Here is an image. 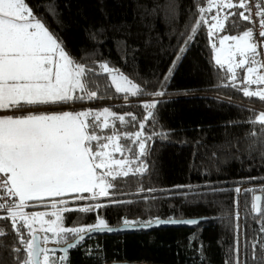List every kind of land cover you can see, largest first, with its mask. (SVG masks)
Listing matches in <instances>:
<instances>
[{
	"label": "trees",
	"instance_id": "trees-1",
	"mask_svg": "<svg viewBox=\"0 0 264 264\" xmlns=\"http://www.w3.org/2000/svg\"><path fill=\"white\" fill-rule=\"evenodd\" d=\"M25 2L34 16L59 38L72 59L94 69L97 82L93 89L96 99L67 106H39L33 110H75L86 105H105L124 113L126 120L116 121L115 126L100 131L104 135L124 134L120 142L131 145L132 156L136 158L140 152L137 142L126 137H132L143 123L144 128L140 129L148 149L146 156L134 162L135 167L141 162L146 164L147 172L142 176H133L131 172L128 177L111 180L117 188H109L108 197L69 202L68 205L75 207L60 212L62 226L87 227L95 224L97 217L103 218L108 226H118L125 219L142 224L157 219L207 218L193 226L90 235L69 249L63 261L61 254H50L58 255L60 264H237V261L264 264V231H261L264 181L236 183L248 177L264 176L261 156L264 147L254 143L255 137L247 135L253 127L245 123L254 113L259 115L258 109H264V102L244 97L236 85L228 86L231 84L228 70L216 65L208 35V0ZM170 5L174 8L166 11ZM201 6L205 9L204 21L177 61L180 48L185 46V40L192 35L191 28L200 19ZM233 21L237 27L232 26ZM247 29V22L230 16L221 34L231 36ZM100 63L118 69L135 82L140 94L130 97L116 92L108 76L98 71ZM170 69L172 75L165 82ZM156 92L163 94L152 95ZM152 98H157L155 107L150 108L152 115L145 119L146 107L142 102ZM155 133H164L167 138ZM237 186L255 191L237 194ZM255 193L262 195L259 215L252 212ZM58 199L61 198L31 202L39 204L35 209L50 208V201ZM112 200L121 203L91 213L79 211L90 204H108ZM0 226L12 231L10 220L0 221ZM65 237L62 244L74 239L70 234ZM15 242L14 234L0 238V264H15Z\"/></svg>",
	"mask_w": 264,
	"mask_h": 264
},
{
	"label": "snow or ice",
	"instance_id": "snow-or-ice-1",
	"mask_svg": "<svg viewBox=\"0 0 264 264\" xmlns=\"http://www.w3.org/2000/svg\"><path fill=\"white\" fill-rule=\"evenodd\" d=\"M216 0H208L209 11ZM255 5V7H253ZM217 8L234 9L229 15L240 17L243 21H248L254 25L243 32V35L223 36L219 43L221 48L214 57L216 65L221 68L224 66L222 54L223 45L226 41H236V52L241 59L233 63L232 58L235 52L229 49L228 72L232 73V83L228 86H235L237 75L236 68H244L246 65L248 77L243 79V96L247 98L257 97L264 102V88L251 90L248 85H264V75H256L251 78L253 73L258 72L255 65L264 68V59H257V43L254 40L255 27H259L258 36L261 38L260 44H264V0H240L238 5H234L232 0H221L216 5ZM174 5H170L166 11H171ZM205 9L199 7L198 14L200 19L195 22L196 26L191 28L192 35L185 40V46L180 48V54L177 61L187 50V45L192 43L198 29L204 21ZM259 17V21L255 20ZM228 17H225L227 21ZM233 27L238 25L233 21ZM215 27V25H213ZM184 35V34H182ZM208 35L212 36L211 29ZM243 42V43H241ZM215 48V45H213ZM264 57V53L261 54ZM175 62L173 64V69ZM100 68L105 73L111 74L118 69H110L107 64H101ZM172 75V69L165 77L167 82ZM96 73L91 67H86L71 58L62 47V42L40 19L34 16L31 8L25 0H0V209H3L7 215L0 214V221H11V232L6 227L0 226V238L5 235L14 234L15 243L13 244V253L16 257L15 264H54L50 260L48 253L50 250L41 246V239L35 234L34 225L39 223L42 231L52 232L62 242L70 234L74 238V243L68 244L63 251L77 247L85 238V235L93 231H113L107 222L97 217V222L87 227L65 228L62 226L63 217L60 211L50 213L55 216V220L45 221L43 217L46 213L33 212L30 216L23 209L30 206L28 202L37 201L42 203L45 197L62 198L66 194L90 193V196L77 195L74 199L95 201L99 197H108L109 188H117V184L112 181L117 180L121 175L129 176V171H125V164L131 161L111 160L110 154L102 150L107 148L108 144L93 145V141L100 138L95 133L98 127L100 115L93 116L90 111H60V112H36L39 106L73 105L82 102L85 99L92 100L97 98V93L93 90L97 86L95 79ZM127 81V77H123ZM131 84L130 81H128ZM237 90H241L236 86ZM136 89L135 85H131ZM79 90L84 95H74ZM121 91L117 88V92ZM127 93L129 89H124ZM133 96L140 94L136 89L131 92ZM156 92L152 95H162ZM146 108L155 107L154 104L145 105ZM248 111H253L248 109ZM11 113V114H8ZM105 123L103 127H108L107 117L113 115L104 109ZM152 113L149 112V116ZM121 123L124 122V116L114 117ZM135 117L132 120L135 121ZM147 119V117H145ZM245 123L253 127V131L247 135L255 137L264 147V112L250 117ZM143 129V123L140 124ZM155 135L166 139L164 133H155ZM136 141L139 143L140 152L136 155L137 160L146 156L148 149L145 146L143 133H135ZM131 137H126L130 139ZM111 143L113 137H107ZM151 139V136L148 137ZM116 151H123L120 145L115 146ZM128 151H132L131 148ZM135 155V154H134ZM264 158V150L261 151ZM99 160V162H97ZM115 165L119 171L115 176L112 172ZM105 168L107 173L100 175L97 169ZM148 171L147 165L141 162L138 167L132 169V175L142 176ZM112 176V181L108 177ZM251 180L264 181V176L248 177L237 181V185L247 183ZM182 187V186H177ZM6 190V191H5ZM143 191V189H141ZM149 192H155V189H149ZM242 191H255V189H242L237 186L235 192L240 194ZM264 191V187L261 188ZM18 198V203L15 199ZM254 197V201L259 200ZM60 205H65L64 199L58 201ZM121 201L112 200L108 204L95 203L88 207L80 208L83 213H91L102 207L119 204ZM52 207H57V202L52 203ZM256 208L255 202L252 205ZM231 218V217H229ZM159 223L171 224H197L196 220H176L169 218ZM125 226L130 223L127 219L123 221ZM151 226V221L146 222ZM47 224V229L44 225ZM24 229L28 232L25 233ZM261 231H264V221H262ZM30 237V238H29ZM49 237L43 236L42 243H47ZM2 246V245H0ZM253 247H256L254 245ZM26 253V255H24ZM66 257H61V261ZM229 264V262H226ZM237 264H240L237 261Z\"/></svg>",
	"mask_w": 264,
	"mask_h": 264
},
{
	"label": "rangeland",
	"instance_id": "rangeland-1",
	"mask_svg": "<svg viewBox=\"0 0 264 264\" xmlns=\"http://www.w3.org/2000/svg\"><path fill=\"white\" fill-rule=\"evenodd\" d=\"M221 2V0H216V2L211 6L213 12L212 15L210 14L208 17V20H210V23H211V29L213 30V35L210 36V39H211V44L212 46L215 45V48H213V56L215 57L217 52L219 51V49L221 48V45L219 43L220 39L225 36L224 34H220L221 33V30L223 28V24L220 25V18L218 17V13L220 12L222 14V18L225 19V14H224V9L223 8H217V4H219ZM209 7V4L208 6ZM206 18H205V21H206ZM213 25H215V27H213ZM243 35V33L241 34ZM227 36H230V35H227ZM243 43V42H241ZM236 44L237 42L236 41H232V40H228L225 42V44L223 45V49H224V52L222 54V59H224V66L227 70H228V64H229V60L226 58L228 57L229 55V49L231 48V51L232 52H235L236 55L232 58V62L233 63H236L238 62L241 57L239 55L238 52H236ZM262 51L264 53V44H262ZM258 49H257V55H258ZM237 54L239 55L237 57ZM257 59H258V56H257ZM215 60V59H214ZM101 64H106V63H100ZM247 65L244 67V68H236L235 69V73L237 75V79L235 81V85L236 86H239L242 90L243 88V79L248 77L249 74L247 72ZM254 67H257L258 68V72L257 73H253L252 74V77L251 78H255L256 75H264V68H261L260 65H255ZM110 69H113L112 67L109 66ZM99 72H102V73H105L103 72V70L100 68L99 66V69H98ZM107 76H108V79L111 83V85L113 86V88L116 90L117 92V88H120L121 91H119L118 93H123V94H126L127 96H130V97H133V95L131 94L132 91L136 90V89H139V86L133 82L132 80H130L129 78H127V81L125 79H123V77H126L125 75L123 74H118L116 72H112L111 74L109 73H105ZM231 77H232V73H229V82L232 83V80H231ZM131 82V84H129V82ZM131 85H135L136 86V89H132L131 88ZM248 87L251 89V90H257L258 88H264V85H256V84H252V85H248ZM124 89H129V91L126 93L124 91ZM243 92V91H242ZM74 95H84L83 92H80L79 90H77L76 93H74ZM136 96V95H135ZM257 98V97H255ZM156 100L157 98H152V99H148V100H145L143 101L142 103L144 105H147V104H155L156 103ZM104 109H108V112L112 113L113 115L111 116H108L107 117V125L110 126H115V122L116 121H119L118 119H115L114 117H118V116H124L125 117V114L124 113H117L115 112L113 109H111L110 107H107V106H90V107H87V108H84V109H80V110H76V111H90L93 113V116L92 117H89L88 119L89 120H92L93 117L96 115V114H99L100 115V120L98 121V127L95 129V133L98 135V137L100 138L98 141H93V145H98V144H108L109 146L107 148H103V149H98V150H102L104 152H107L110 154V159L111 160H121V161H131V163H126L125 164V171H129V173H131V170L132 169H135L136 167L134 166V162L136 161V158H134L132 155V152H133V149H132V146L131 145H127L125 146L122 142H120V139L123 137L124 134H121V133H114V132H111L110 134H107V135H104L103 130L105 129V127H103L104 123H105V113H104ZM69 109H64V110H57V111H43V112H60V111H68ZM259 110V114L264 112V109H258ZM149 112H150V108H146V114H145V117H147L149 115ZM126 120V118H125ZM124 120V121H125ZM120 122V121H119ZM141 124V123H140ZM140 127V126H139ZM102 132H101V131ZM137 132H142V130L140 128H138L136 131H134L132 133V137L131 139H133V141H136V137H135V133ZM107 137H113L111 143H109ZM144 139V143H145V138ZM116 145H120L124 148V150L121 152V151H116L115 150V146ZM138 149L139 148V143L137 142L136 143ZM131 148L132 151H128V149ZM97 162H99V160H97ZM115 170L112 172V176H115L116 174V171H119V169L116 168L115 165L112 166ZM97 173L100 174V175H103V174H106L107 173V169L105 168H101V169H97ZM112 176H109L108 177V180H112ZM122 176V175H121ZM252 187V185L250 186V188ZM109 190V189H108ZM69 195H74V194H66L65 196H69ZM76 196L77 195H83V196H90V193H83V194H75ZM62 197L61 199H64L66 204L65 205H61V206H58L56 208H53V207H50V208H41L39 207L40 209H35L34 207H38L39 204H36L34 202H28V204L30 206L28 207H25L23 209V211L28 214L29 216L33 213V212H41V213H46V215L43 217V219L45 221H51V220H55V216H52L50 215V213L52 212H55V211H63V210H66V209H69V208H72V207H75V206H70L68 205L69 202H76V201H80L79 199H74L73 197ZM47 198H55V197H45L44 199H47ZM99 198H103V197H99ZM60 199H58L57 201H50V202H57L58 205H60L58 203ZM18 198H17V203H18ZM32 207V208H31ZM80 207V206H78ZM34 228L36 229V232H39L41 234V242L43 241V236L44 235H47L49 237V240L48 242L45 244V243H42L43 246H47V245H64L62 244V242H58V238L56 236H54V234L52 232H48V231H42L41 230V225L39 223H36L34 225ZM44 228L47 229V224L44 225ZM49 255V258L51 261L54 262V264H60V257L58 255H54V254H50L48 253Z\"/></svg>",
	"mask_w": 264,
	"mask_h": 264
},
{
	"label": "water",
	"instance_id": "water-1",
	"mask_svg": "<svg viewBox=\"0 0 264 264\" xmlns=\"http://www.w3.org/2000/svg\"><path fill=\"white\" fill-rule=\"evenodd\" d=\"M254 197H259L260 199L257 201H254ZM253 202H255L256 208L253 209V207H252V212L254 215H259L260 209H261L262 195L260 193H255L252 197V205H253ZM159 220L160 221H166L165 219H159ZM176 220H196L199 223L201 221L207 220V218H187V219H176ZM156 221L157 220L152 221L151 226H148L147 223H142V224L130 223L128 226H125L124 223H122L118 226H109L110 228L113 229V231H111V232L93 231L90 234L85 235V238L90 236V235L104 234V233H106V234H117V233L128 232V231H139V230L146 231V230H150L153 228H159V227H170V226L176 227V226H193V225H196V224H171V223H159V224H157ZM35 234L37 236H39L41 239V234L39 232H35ZM72 243H74V239L72 241L65 243L64 245H47V246H45V248L50 249V250H54V251H50L49 253H51V252L59 253L62 255V257H66L67 252L63 251V249L66 248L68 244H72ZM41 246L44 247L42 242H41ZM108 264H147V263L111 262Z\"/></svg>",
	"mask_w": 264,
	"mask_h": 264
},
{
	"label": "crops",
	"instance_id": "crops-1",
	"mask_svg": "<svg viewBox=\"0 0 264 264\" xmlns=\"http://www.w3.org/2000/svg\"><path fill=\"white\" fill-rule=\"evenodd\" d=\"M225 2H227V0H225ZM232 3L234 4V5H237V3H238V0H232ZM209 9V7H206V13H207V16H209L210 14L212 15V13L211 12H213V10H212V8H211V10L209 11L208 10ZM224 9V14H225V16L224 17H228V19H229V17H230V13L231 12H233L232 11V9H228V8H223ZM237 9V8H236ZM218 17L220 18V25H222V23H224L223 25H225V23L228 21V19H227V21L224 19V18H222V14L219 12L218 13ZM209 21V28L211 29V23H210V20H208ZM224 27V26H223ZM222 30H223V28H222ZM222 30H221V32H222ZM211 31L213 32V30L211 29ZM243 33V32H242ZM242 33H240V34H236L237 36H240ZM221 34V33H220ZM232 36V35H231ZM214 55V54H213ZM239 55L237 54V57H238ZM87 107H90V106H84V107H82V108H78V109H75V110H73V109H69V110H71V111H76V110H80V109H84V108H87ZM36 112H43V111H36ZM8 114H11V113H8Z\"/></svg>",
	"mask_w": 264,
	"mask_h": 264
},
{
	"label": "built area",
	"instance_id": "built-area-1",
	"mask_svg": "<svg viewBox=\"0 0 264 264\" xmlns=\"http://www.w3.org/2000/svg\"><path fill=\"white\" fill-rule=\"evenodd\" d=\"M240 2V0H238V3ZM246 2H247V0H246ZM238 3H237V5H238ZM253 7H255V5H253ZM238 9V11H241L242 9H239V8H237ZM259 17H255V20L258 22L259 21ZM245 22H247L248 23V29L249 28H252V27H254V25L252 24V23H250V22H248V21H245ZM247 29V30H248ZM259 27L258 26H256L255 27V33H254V40L256 41V43H257V49H258V59H264V57H262L261 56V54L263 53V51H262V44H260V40H261V38L258 36V32H259ZM6 191V190H5ZM9 199H15L16 200V202H17V198H9ZM0 214H2V215H4V216H6L7 215V213L3 210V209H0Z\"/></svg>",
	"mask_w": 264,
	"mask_h": 264
}]
</instances>
